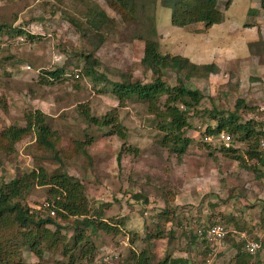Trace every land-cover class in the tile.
I'll return each mask as SVG.
<instances>
[{
	"label": "rangeland",
	"instance_id": "rangeland-1",
	"mask_svg": "<svg viewBox=\"0 0 264 264\" xmlns=\"http://www.w3.org/2000/svg\"><path fill=\"white\" fill-rule=\"evenodd\" d=\"M132 5L129 12L110 0H0V130L24 126L27 112L38 110L46 116L60 159L49 158L31 131L13 150H0V178L7 182L42 168L82 183L87 204L100 210V219L117 232L87 228V244L93 249L83 259L77 250L75 264H135L133 255L141 250L147 252L148 264L179 254L190 264H202L205 252L198 229L221 223L256 237L264 227V165L246 155L254 150L264 159V144L234 137L230 145L236 152L225 153L200 142L202 128L215 124L207 114L213 108L225 115L236 111L240 122L251 120L264 140V124L258 123V109L264 108V8L261 0H215L218 23L177 27L170 24V10L160 0H135ZM94 6L103 10V21L88 14ZM145 38L157 41L161 53L211 63L217 71L185 79L183 73L158 67L153 74L140 64ZM85 54L98 60L95 69L105 81L122 82L129 76L146 83L158 76L173 86L179 77L202 93L197 110L189 114L191 125L183 134L191 140L183 153L177 155L162 141L163 132L144 102L118 100L110 83L82 75ZM56 70L59 75H48ZM82 106L95 117L115 114L125 140L109 127L88 125L79 112ZM88 137L92 141L82 154L77 143H87ZM122 145L136 151L121 153L117 163ZM235 154L243 161L230 157ZM48 188L33 180L19 201L33 215L45 216L43 205L53 201ZM163 208L165 216L160 214ZM61 233L66 238L72 234L70 228ZM235 245L229 236L211 264H234ZM258 253L251 264H264ZM22 259L23 264L69 260L61 247L45 250L40 259L24 250Z\"/></svg>",
	"mask_w": 264,
	"mask_h": 264
},
{
	"label": "trees",
	"instance_id": "trees-1",
	"mask_svg": "<svg viewBox=\"0 0 264 264\" xmlns=\"http://www.w3.org/2000/svg\"><path fill=\"white\" fill-rule=\"evenodd\" d=\"M134 1L110 0V3L117 8H121V10L131 12ZM160 3L170 10L169 21L173 26L183 27L191 23L202 22L208 27L220 21L221 13L215 7V0H160ZM261 4L264 8V0H261ZM225 5L227 6L228 3H225ZM89 13L96 14L101 19L100 21L104 20V12L97 6L90 9ZM149 31L153 35L155 34L154 28ZM14 32L21 33L20 30H14ZM83 60L84 68L81 72L83 76L91 80L100 79L105 81V77L95 69L99 65L96 58L90 54H85ZM140 64L153 74L156 73L158 67H163L176 73H183L185 79L193 76H205L217 71L211 63L196 64L182 55L161 53L158 50V42L149 38L144 39ZM59 73V70H56L48 72V75L55 77ZM176 81L175 85L168 86L158 76L146 83L131 80L127 76L126 81L110 82L106 79L105 82L110 83V91L118 100L133 97L137 101L144 102L147 111L155 116L157 128L163 132L162 141L170 143L171 151L180 155L191 140L183 134L185 128L191 125L188 122L189 114H194L203 96L197 89L185 85L181 78L178 77ZM162 96L165 98L161 102ZM239 104L238 100L236 108ZM79 112L88 125H94L98 128L109 127V131L114 132L122 141L125 140L126 135L123 127L118 122L115 114L107 113L101 117H95L90 115L88 109L84 106L80 107ZM207 114L208 117L215 120V124L214 126L209 124L204 126L202 134L215 136L218 131L224 129L230 136L228 146H223L220 143L204 142L200 137V142L207 148H218L221 152L235 153V148L230 145L235 140L234 137L238 142L263 139V137H260L261 132L251 127V120L238 121L239 116L236 111H229L225 115L223 110L213 108ZM24 122V126L9 125L0 130V150H13L15 142L32 131L36 145L40 149L49 152V158L60 162L52 137L53 132L46 123L45 114L38 110L29 111L24 117ZM258 123L263 124L261 121ZM91 141V138L88 137L87 143L78 142L79 152L86 154L85 145ZM135 151V149H130L128 146L126 148L125 145L120 146L115 155L116 162L119 163L121 153ZM246 155L248 159H255L261 165H264V159H261L260 152L249 150L246 151ZM230 157L237 162L243 161L242 156L238 154ZM33 180L38 185H48L49 194L53 197L51 202L53 204V215L48 213L41 217L33 215L28 208L20 203L19 197L24 193V190L31 186ZM133 197L141 196L133 194ZM143 202H146V199H143ZM146 209L150 210L151 207ZM166 213L163 208L160 214L165 216ZM101 215L100 210L96 211L95 208H91L87 204L82 183L72 179L64 172L47 174L42 168H38L37 171H29L22 178H11L7 182L0 178V264H23L22 251L24 250L31 252L35 258L40 259L45 250L49 251L56 247H61V254L69 259L66 264H75L77 250L81 254L79 258L83 259L93 249L91 245L87 244L88 234L85 233L87 228L91 232L97 229L106 233L117 232L114 226L100 219ZM56 218H71V222L59 224L56 222ZM49 226H53V228ZM64 228L71 229L72 234L67 238L61 233V229ZM196 237L202 242L203 251L206 254L208 246L204 235L196 234ZM235 243L234 264H251L249 260L251 257L253 258V255L243 252L241 243ZM133 258L135 264H148L149 262V256L145 250L133 255ZM157 264L190 263L186 257L166 256ZM202 264H204V261Z\"/></svg>",
	"mask_w": 264,
	"mask_h": 264
},
{
	"label": "built area",
	"instance_id": "built-area-1",
	"mask_svg": "<svg viewBox=\"0 0 264 264\" xmlns=\"http://www.w3.org/2000/svg\"><path fill=\"white\" fill-rule=\"evenodd\" d=\"M181 108V106H180ZM260 115L258 119L264 124V108L258 109ZM204 128L200 131V137L204 142L221 143L223 146H228L230 136L224 130L218 131L215 136L212 134H202ZM260 143L263 145L264 140L261 139ZM43 207L46 209L49 215H53V204L46 202ZM145 213V212H144ZM198 235H204L208 250L205 254L204 264H211L213 258L222 249L226 242V239L231 236L235 242L241 243V250L249 255H255L259 252L263 246L264 240V228L256 237H250L246 235L244 231H239L234 228L226 227L221 223H214L200 228L196 231Z\"/></svg>",
	"mask_w": 264,
	"mask_h": 264
},
{
	"label": "crops",
	"instance_id": "crops-1",
	"mask_svg": "<svg viewBox=\"0 0 264 264\" xmlns=\"http://www.w3.org/2000/svg\"><path fill=\"white\" fill-rule=\"evenodd\" d=\"M191 61V60H190ZM254 222V221H253ZM261 232V229H260V231L257 233V235L259 234ZM259 257H258V259H264V240H263V246H262V248H261V250L259 251ZM179 256H181V257H185L184 256V254H179ZM254 262H256L255 260H254Z\"/></svg>",
	"mask_w": 264,
	"mask_h": 264
}]
</instances>
